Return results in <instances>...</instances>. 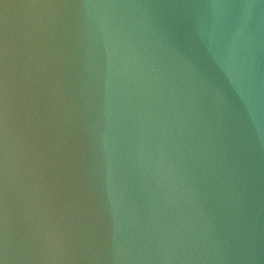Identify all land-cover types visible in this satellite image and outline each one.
<instances>
[{
    "label": "water",
    "instance_id": "water-1",
    "mask_svg": "<svg viewBox=\"0 0 264 264\" xmlns=\"http://www.w3.org/2000/svg\"><path fill=\"white\" fill-rule=\"evenodd\" d=\"M0 264H264V0H0Z\"/></svg>",
    "mask_w": 264,
    "mask_h": 264
}]
</instances>
